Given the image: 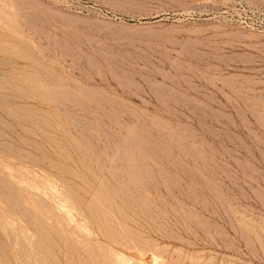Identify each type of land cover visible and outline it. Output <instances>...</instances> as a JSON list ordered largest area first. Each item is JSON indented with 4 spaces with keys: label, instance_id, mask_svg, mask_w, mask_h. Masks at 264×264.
<instances>
[{
    "label": "rangeland",
    "instance_id": "374dc122",
    "mask_svg": "<svg viewBox=\"0 0 264 264\" xmlns=\"http://www.w3.org/2000/svg\"><path fill=\"white\" fill-rule=\"evenodd\" d=\"M0 264H264V0H0Z\"/></svg>",
    "mask_w": 264,
    "mask_h": 264
}]
</instances>
